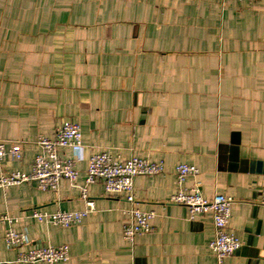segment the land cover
<instances>
[{"label":"crops","instance_id":"obj_1","mask_svg":"<svg viewBox=\"0 0 264 264\" xmlns=\"http://www.w3.org/2000/svg\"><path fill=\"white\" fill-rule=\"evenodd\" d=\"M65 121L83 133L77 185L0 188V215L18 216L32 246L69 245L55 264H218L212 215L191 219L166 201L180 163L199 168L205 197L235 199L229 231L242 246L224 264H264V0H0V142L22 146L0 175L31 172L38 137ZM98 151L164 163L134 179V205L157 216L133 242L123 236L131 204L101 181L88 185L95 209L78 224L30 215L85 209L78 185ZM6 229L0 219V264H50L18 261L27 247L7 246Z\"/></svg>","mask_w":264,"mask_h":264},{"label":"built area","instance_id":"obj_2","mask_svg":"<svg viewBox=\"0 0 264 264\" xmlns=\"http://www.w3.org/2000/svg\"><path fill=\"white\" fill-rule=\"evenodd\" d=\"M37 143L41 152L35 156L31 172L16 170L8 174H1L0 188H8L25 182H36L38 188L42 190H57L62 179H67L77 185L79 179L77 163L82 156L83 149L81 125L77 122L65 121L56 128L53 137L40 135ZM60 148L72 149L74 157L61 156ZM7 154L20 159L22 156L21 144H13L7 148L4 142H0V162ZM164 170L163 162L150 161L139 156L122 159L108 151H98L89 158L85 183L78 185L81 195L86 201L85 209L50 212L33 208L30 215L41 222L62 227L78 224L95 209V202L88 194V185L101 181L107 195L123 196L131 204L130 207L123 210L127 216V220L123 224V236L127 241L133 242L137 235L151 230V221L157 216L155 210H143L134 205L136 202L134 179L139 175L160 174ZM175 172L179 190L168 196L166 201L187 206L191 219L201 213L212 215L214 237L210 241L209 247L215 254L217 263L224 264V260L235 254L242 246L241 239L229 231L235 199L232 196L219 193L212 198L205 197L202 193V181L198 178L200 170L196 165L180 163L175 167ZM188 177H193L191 185L186 184ZM258 203L264 205V189L258 198ZM0 219L7 224L4 234L7 246L27 247L19 253L18 261L27 263L43 261L55 264L69 260L70 247L68 244L32 246L28 234L14 228V224L19 220L18 216L5 213L0 215Z\"/></svg>","mask_w":264,"mask_h":264}]
</instances>
